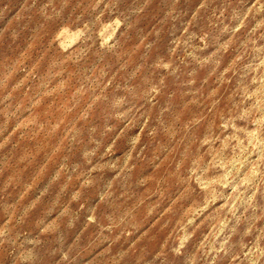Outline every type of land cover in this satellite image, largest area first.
Returning a JSON list of instances; mask_svg holds the SVG:
<instances>
[{"label":"clouds","instance_id":"1","mask_svg":"<svg viewBox=\"0 0 264 264\" xmlns=\"http://www.w3.org/2000/svg\"><path fill=\"white\" fill-rule=\"evenodd\" d=\"M0 264H264V0H0Z\"/></svg>","mask_w":264,"mask_h":264}]
</instances>
